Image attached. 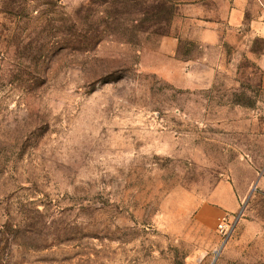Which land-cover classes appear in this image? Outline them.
I'll use <instances>...</instances> for the list:
<instances>
[{
	"label": "rangeland",
	"instance_id": "374dc122",
	"mask_svg": "<svg viewBox=\"0 0 264 264\" xmlns=\"http://www.w3.org/2000/svg\"><path fill=\"white\" fill-rule=\"evenodd\" d=\"M233 2L0 0V264H264L263 26Z\"/></svg>",
	"mask_w": 264,
	"mask_h": 264
},
{
	"label": "crops",
	"instance_id": "0c3cea01",
	"mask_svg": "<svg viewBox=\"0 0 264 264\" xmlns=\"http://www.w3.org/2000/svg\"><path fill=\"white\" fill-rule=\"evenodd\" d=\"M262 2H264V0H234L233 2V6H234V12L233 15L235 17V19L238 21L241 20V18L243 17V15H245L250 8L256 9L258 8L260 12H262ZM233 187V186H232ZM234 188V187H233ZM235 194V195H234ZM230 200H231V204L230 205H222L223 209H231L233 206H235V204L238 202L239 204V200H238V196L236 194V191L234 189V193H230ZM232 205V207H231ZM202 210L199 211L198 216L202 215ZM221 213H224V211L222 212L220 211H214V214L220 215ZM216 216L214 217V219L216 218Z\"/></svg>",
	"mask_w": 264,
	"mask_h": 264
},
{
	"label": "built area",
	"instance_id": "2783aa9c",
	"mask_svg": "<svg viewBox=\"0 0 264 264\" xmlns=\"http://www.w3.org/2000/svg\"><path fill=\"white\" fill-rule=\"evenodd\" d=\"M230 2L234 1V0H228ZM262 12H261V23H262V26H263V39H264V2H262ZM220 227L223 228L224 225L223 224H220Z\"/></svg>",
	"mask_w": 264,
	"mask_h": 264
}]
</instances>
